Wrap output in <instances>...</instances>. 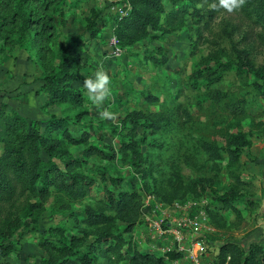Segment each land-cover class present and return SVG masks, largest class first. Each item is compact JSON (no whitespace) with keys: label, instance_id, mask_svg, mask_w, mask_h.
I'll list each match as a JSON object with an SVG mask.
<instances>
[{"label":"rangeland","instance_id":"374dc122","mask_svg":"<svg viewBox=\"0 0 264 264\" xmlns=\"http://www.w3.org/2000/svg\"><path fill=\"white\" fill-rule=\"evenodd\" d=\"M175 2L174 9L187 6L192 12L195 7L202 14L220 9L219 0ZM63 3L56 14L55 41L50 48L56 52L67 39L80 38L78 53L83 70L75 86L84 94V110L89 115L84 123L104 135L103 142L94 138L91 144L99 148L111 145L118 151L121 142H128L122 119L132 111L162 113L171 124L157 133L137 131L143 139L137 143L139 162L123 163L118 157L111 163L86 159L82 171L94 178L96 186L80 205L68 204L51 192L42 211L33 216L30 207L39 200L31 195L18 196L5 206L1 212L3 219L23 221L29 216L36 225L23 232L16 254L0 258V264L46 261L77 264L67 260L70 255L62 242L81 239L77 213L101 199L103 190H114L109 182L101 180L100 169L107 172V179L121 180V189L133 186L144 197L154 195L152 192L167 196L172 186H176L180 190L174 201L205 202L206 209L214 208L216 213L218 200L234 184L230 177L234 173L246 183L242 198L234 202L242 221L238 223L234 214L225 212L220 221L222 228L211 226L212 230L201 241L215 255L218 245L227 241L244 249L252 243L264 247V27L250 22L239 10L215 12L207 28L186 16L171 30L150 32L151 37L115 57L107 34L125 10V0H63ZM164 8L168 13L172 4L165 2ZM96 15L97 36L90 39L87 20ZM163 21L161 17L160 23ZM16 41L5 46L0 40V110L9 116L19 115L31 131L34 122L61 112L43 108L46 97L40 92L44 75L57 64L56 54L43 52L39 56L30 51L29 41L23 44ZM97 70H103L110 81L108 94L101 103L90 100L83 86L84 80ZM219 75L221 79L214 82ZM148 96L157 102L148 104L145 100ZM105 110L108 116L101 115ZM237 136L246 138L249 146L234 167L229 166L224 154L223 159L211 161L200 148L204 142L224 149ZM69 151L74 158H81L83 148ZM40 157L43 161L48 159L43 153ZM146 236L140 224L126 238L131 239L135 250L146 252L149 249ZM89 242H93L92 237L78 243L87 247ZM104 256L97 254V264H115Z\"/></svg>","mask_w":264,"mask_h":264},{"label":"trees","instance_id":"16d2710c","mask_svg":"<svg viewBox=\"0 0 264 264\" xmlns=\"http://www.w3.org/2000/svg\"><path fill=\"white\" fill-rule=\"evenodd\" d=\"M126 1L130 6L128 14L120 16L107 34L109 43L114 39L121 51L151 37L150 32L171 30L186 16L196 20V25L207 28L215 12L227 10L220 5V9L202 14L195 7L192 12L187 6L174 9L175 0ZM165 2L172 4V10L168 13H165ZM63 4V0H0V40L5 46L13 45L16 40L20 44L29 41L30 51H35L39 56L43 52L52 54L55 51L50 48V44L55 41L56 14ZM235 10H239L253 24L264 27V0H243L232 11ZM161 17H164L163 23H160ZM97 27V15L87 20L86 32L90 39L96 38ZM79 41V37H72L59 46L55 52L57 64L54 70L47 71L42 79L40 92L46 97L43 108L61 109L59 115L52 114L45 121L34 122L31 131H28L26 121L19 115L13 113L9 116L0 110V258L16 254L23 232L36 225V221L29 216L23 221L3 219L1 212L5 206L12 204L18 196L31 195L39 200V203L30 207V216H33L42 211L43 202L51 192L61 196L68 204L80 205L89 198L96 186L94 178L82 171L86 159L95 158L111 163L118 157L123 163L139 162L137 143L143 139L137 131L157 133L171 124L162 113L132 111L122 119L128 142H121L118 151L113 150L111 145H103L102 149L92 145L91 140L94 138L103 142L104 135L96 133L84 123L89 116L84 110V94L75 86L81 80L83 70L78 53ZM39 58L42 61V57ZM198 76L205 78V75ZM221 77L219 75L214 82H218ZM145 100L150 105L157 102L151 96ZM248 146L246 138L237 136L224 149L204 142L200 148L211 161L223 159L224 154L229 166L234 167L239 164L244 148ZM77 148H83L81 158H74L69 153V149ZM42 153L48 158L47 161L41 159ZM98 174L114 190H103L101 199L93 205H86L77 213L80 217L81 230L78 232L81 239L62 242L70 255L67 260L72 259L77 264H97V254H101L110 257L115 264H164L160 256L135 250L131 239L126 238L140 225L145 197L133 186L121 189V180L113 177L107 179L108 174L104 170L100 169ZM141 177L146 179L145 174ZM230 177L234 184L218 200L217 213L214 208L207 207L209 224L218 230L222 228L220 221L225 212L234 214L238 223L242 221L234 202L242 198L246 183L234 173ZM179 190V187L172 186V192L167 196L152 193L170 204L176 200ZM15 236L17 239H14ZM89 237H92L93 242H89L87 247L78 243ZM213 260L214 264H264V247L252 243L244 249L235 242L227 241L218 245ZM67 262L46 261L43 264Z\"/></svg>","mask_w":264,"mask_h":264},{"label":"built area","instance_id":"2783aa9c","mask_svg":"<svg viewBox=\"0 0 264 264\" xmlns=\"http://www.w3.org/2000/svg\"><path fill=\"white\" fill-rule=\"evenodd\" d=\"M124 7L121 16H126L130 10L126 0ZM110 45L113 55L121 56L122 51L116 47L114 39ZM143 203L140 224L147 234L150 253L162 257L164 264H214L215 254L207 251L201 241L212 230L205 202L166 204L154 195H147Z\"/></svg>","mask_w":264,"mask_h":264},{"label":"clouds","instance_id":"9594fccd","mask_svg":"<svg viewBox=\"0 0 264 264\" xmlns=\"http://www.w3.org/2000/svg\"><path fill=\"white\" fill-rule=\"evenodd\" d=\"M220 5L231 12L234 8H238L243 0H219ZM83 86L87 89L89 99L94 103H101L107 96L110 81L108 75L103 70H97L88 79H85ZM102 116H108L109 113L105 110L101 113Z\"/></svg>","mask_w":264,"mask_h":264}]
</instances>
